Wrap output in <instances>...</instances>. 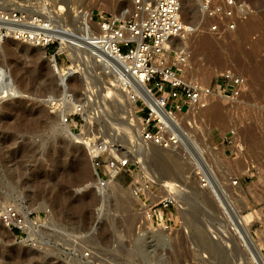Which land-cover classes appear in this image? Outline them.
Listing matches in <instances>:
<instances>
[{"label":"rangeland","instance_id":"374dc122","mask_svg":"<svg viewBox=\"0 0 264 264\" xmlns=\"http://www.w3.org/2000/svg\"><path fill=\"white\" fill-rule=\"evenodd\" d=\"M34 1H39L35 4L37 7H43L44 0ZM49 1L53 4L55 0ZM240 1L249 4V10L242 8L244 18L252 14L246 27L249 28L247 32H241L243 23H240L233 34L224 37L209 30L212 20L200 18L199 6L194 0L186 3L183 11L186 24L198 29L186 35L189 43L185 44H189L191 53L185 78L214 85L227 69L247 78V87L240 97L227 101L216 99L221 102L219 121L207 108L201 112L202 117L198 114L183 116V126L191 129L192 137L203 148L214 169L210 170L216 180L207 187L201 186L199 178V171L204 168H196L193 164L200 159L199 147H193L192 159L185 164L176 163L179 162L176 152L166 154L171 156V161L165 153V159H145L142 149L149 143L138 138L140 127L133 126L131 131L126 127L122 129L125 139L117 138L120 137L117 134L112 136L113 144L127 146L129 156L124 157H128L131 164L126 170L115 173L114 180L99 188L88 148L76 144L74 138L69 143L68 136L56 133V112H51V101L54 100L48 98L50 95L59 97L65 87L67 93L77 99L74 102L84 103L92 120L88 121L79 114L73 116L78 121L74 131L81 132L86 141L90 139L98 144L105 135L113 133L109 128L125 125V122L120 124L122 118L126 120L125 115L121 116L122 111L125 114V105H118L120 100L124 102L122 93L115 94L114 91V98L96 100L98 94L105 91L102 90L106 89L105 84L112 83L114 75L97 61L96 56L88 55V69L86 64L60 85L37 63L34 56V51L38 50L36 45L11 38L0 41L8 46L9 54L3 60L9 73L16 75L17 88H27L26 92H13L12 96L6 95L0 100V105L8 103L2 109L0 106V214L6 206L24 205L31 210V220H40L36 226L38 234L28 237L26 232L22 238L0 217V264H202V259L207 256L210 264H223L221 259L214 257L213 251V254L207 251L206 245L197 240L190 227L187 232L183 228L175 233L178 225L173 233L167 231L170 233L165 240L158 232L150 234L152 231L144 230L141 203L135 202L131 190L132 183L147 176L139 165L140 160L147 162L149 168L146 169L152 173L167 174L192 189L187 192L182 189L189 205L187 214L189 218L196 215L198 218H195L199 219L201 216V226L210 233L221 255L226 249L229 264H252L247 248L225 228L233 221V209L230 207L229 213H223L219 202L231 194L237 197L234 203L249 216L250 231L256 242H264V73L259 74L261 71L257 69L264 62V0ZM104 2L101 9L111 13L129 4L128 0ZM203 35L221 51L220 61L211 60L206 50L197 53L195 46ZM253 47L256 51L252 50ZM67 98L70 99L68 94ZM30 113L38 117L33 125H27ZM147 113L148 109L141 107L137 115L144 118ZM67 126L71 128V124ZM107 158L101 157L103 162ZM83 169L86 172L82 178L76 173ZM235 178L238 181L233 185ZM87 183L90 184L85 187ZM16 210L23 221V214ZM31 240L34 244H28ZM252 248L255 251L256 248Z\"/></svg>","mask_w":264,"mask_h":264},{"label":"built area","instance_id":"2783aa9c","mask_svg":"<svg viewBox=\"0 0 264 264\" xmlns=\"http://www.w3.org/2000/svg\"><path fill=\"white\" fill-rule=\"evenodd\" d=\"M195 1L199 6L200 18L212 20L209 30L219 37L228 36L235 30L243 16L242 8L250 9L249 4L240 0ZM128 2L127 6L115 13L97 7L87 13L78 8L70 18H53L52 22L46 13L31 14L37 7L34 0H27L26 3L16 0L5 3L0 0V36H10L45 48L59 69H73L77 49L88 51L89 56H96L97 61L110 71L128 78L129 82L125 84L132 89L129 94L135 100L136 114L141 111V107L148 109L147 116L142 118L143 140L165 148L178 146L179 133L185 121L183 116L198 114L210 105L215 95L240 97L247 87V78L227 69L220 74V81L214 85H207L200 80H187L184 72L191 52L188 46L179 45L178 40L186 33L195 31V28L185 24L182 1ZM53 5L49 0H44L43 6L55 9ZM44 31L60 32L66 39L47 37ZM87 58L88 55H85L84 59ZM84 59L76 62V70L68 78L82 69L81 62ZM107 60H110V64H106ZM132 83L146 85L148 91L156 97L158 111L138 97ZM173 113L179 115L172 117ZM77 114L70 113L64 117V122L71 124L73 131L77 128V124H73V116ZM106 146V142H101L93 156L98 187L107 185L108 180L115 175L114 172L126 170L131 164L128 157L107 151ZM103 156H108L106 162L102 161ZM199 174L202 187L216 180L210 169L204 168ZM237 181L235 178L233 185ZM131 185L134 196L140 199V209L151 223V228L173 231L180 226L177 196L179 182L156 181L146 176ZM163 190L165 194H162ZM0 217L9 229L16 230L17 235L23 238L26 231L13 205H9ZM28 244H34V241ZM260 253L264 256V244ZM261 263L264 264V260Z\"/></svg>","mask_w":264,"mask_h":264},{"label":"bare ground","instance_id":"6f19581e","mask_svg":"<svg viewBox=\"0 0 264 264\" xmlns=\"http://www.w3.org/2000/svg\"><path fill=\"white\" fill-rule=\"evenodd\" d=\"M2 1L5 2V3H10L12 0H2ZM181 1H182L183 11H184V9H185L184 6L186 5V3H189L190 0H187V2L185 0H181ZM194 2H195V4H197V2L195 0H194ZM36 3H39V1H37ZM103 4L105 5L104 0H55L54 1L55 9H49L46 6H43V7H40V8L37 7L36 10L34 12H32L31 14H35V12L36 13H46L47 16H48V19L52 20V22H53V18L59 19V20H60L61 17H63L64 19L65 18H70L71 15H73V11H76L78 8H81L82 12L90 13L92 11V9L95 8V7L101 9V7H102ZM79 15H80V13H79ZM251 15H248L245 18L243 16H241V19H239V21L237 22V27L235 28V30L238 28V25L240 23H243V28L241 27L242 28L241 32H243V33L245 31L247 32L246 29H248L249 27L248 28H246V27H247V25L250 24V22H249L248 19L251 18V17H249ZM82 16H84V14ZM253 20H255V19H253ZM247 22H249V23L247 24ZM185 24H186V19H185ZM186 25L188 26V24H186ZM256 25H258V22L256 23ZM188 28H190V27H188ZM17 29H19V27H17ZM235 30L231 34H233L235 32ZM197 31H198V29H195V31H193V32H197ZM44 32H45V36H47V37H50V36H52L53 38H57L58 37L61 40L66 39L64 37V35L61 34L60 32H48V31H44ZM188 34L189 33H186L184 35L185 37H182L181 38V39H183L184 42H181V39L178 40V44L179 45L186 46V47L189 45V44L188 45L185 44L186 42L189 41V40H186V35H188ZM7 38H11V39H14L15 40V38L10 37V36H8ZM0 39H5V37L0 36ZM219 46H221V45H219ZM195 49L197 50V53L198 54L202 50L208 51L207 54L211 58V60H219L220 61V58L222 57L221 56L222 54L220 53L221 51H218L217 48H215L214 45L210 42V39L207 36L205 37V35H203V37L202 36L200 37L199 42L195 46ZM252 50H255L256 51V48L253 47ZM77 53H78V56H77ZM74 54L76 56L74 57V60H73V62H74V66H72L73 69H71L70 67H68V69H67V67L66 68H63V69H59L58 68L59 71H60V74L62 76V82L63 83L65 81L69 80L70 79V76L68 78V75L71 74V73H73V71L76 70V62L79 61V60H81V59H84L85 55H89V52L88 51H85V50L77 49L76 50V53H74ZM198 57H199V55H198ZM222 60H223V58H222ZM83 61L85 62V61H87V59H84ZM109 61L107 60L106 61V64H110ZM84 62H81L82 68L84 66L86 67V65H85ZM262 62H263V60H262ZM88 63H89V60L86 63L87 64V68L86 69H88V67H89ZM257 67H259V66H257ZM257 69H259L261 71V73H259V74L264 73V62L262 64H260V67L257 68ZM253 70H254V68H253ZM254 71H252V72H254ZM6 72L7 71L5 70V68L0 67V85L4 87V90L2 91V96L3 97L4 96L6 97V95L8 94V88L9 87L12 88V86H13L10 83V81H9L11 79L8 77L9 78V80H8V78L6 77L7 76V73ZM111 73L114 75V77H112L113 79L111 80L112 83H110L108 86H107V84H105L106 85V89H102V90H105V91H102L101 93H99L96 100H101V99H103L105 97L106 98H114V91L117 92L115 94L122 93V98H123L124 102L122 100L118 99V101L120 100L119 103H118V105L123 106L122 105L123 103L125 105V108H124L125 114L122 113L123 112L122 111L123 108H122V110H121L122 111L121 112V116L122 115H125L126 116V120L123 119V118H122V120H120L121 121L120 124H123V122H125V125L124 124L122 125L123 128H121L122 126L121 127L114 126L112 128H109V129L112 130L113 133L112 134L110 133V134L105 135V137H103L104 139L100 140L98 144H95L96 141H94V140H90L89 139V141H86L84 139L83 135L81 134V132L73 131L71 128H69L67 126V124H69V123H65L64 122V117L67 114H70V113H79V114H81V116H83L84 118H86L88 121L89 120H92V117L90 116L89 113H86L85 104L84 103H80V102H74L75 99H73L70 96V94L67 93V91H66V89L64 87V89L62 90V93L60 94L59 97H55L54 98V97H52L50 95L49 98H48L50 100L51 99L54 100V102L51 101V104H52L51 105V108H52L51 109V112H56L55 113L56 120H55L54 127H55V130H56V133L57 134H60V135L63 134V135H66V136H68V137H70L72 139L74 138V142L76 144H82V145L86 146V148H88V151H89V154H90L91 159L93 158L95 152L97 150H99V144L101 142H106L107 143V146H106V150L107 151L109 150L110 152H113L114 154H117V155H119V156L122 157V155L123 156H129V154L126 153L127 152V149H126L127 146L121 145V144L120 145L113 144V142H112V140H113L112 136L117 134V135H120V137L117 136V138H120V139L124 138L125 139V133L122 130V129H124V127H126L128 129V131L129 130L131 131V128H134L133 126H137V127L139 126L140 128H139L138 138L139 139L141 138V140L144 143H149V146H147L146 148L144 147V149H142L143 150L142 155H143V157H145V159L147 157H158L160 159H165L166 154H169V152H171V153H175L176 152L175 155H176V157L178 159L175 156L174 157L180 162L179 163V162L176 161V163L181 164V162H184V164H185V163H187V160L192 159V154H193V149H194L193 147H199L200 149L199 148L198 149H199V153L201 155L200 156V159H196L195 162H193V164L195 165L196 168H205V169L214 170L213 167H212V165L208 162L207 155L204 152L203 148L200 147L198 145V142L196 141V139L192 137V134H191V131H190L191 129H189V128L185 127V126H182V131L179 133L180 138H179V144H178V146H174V147H170V148H165V147L159 146L157 144H154L152 142H147V141L143 140V138L141 136V131H142V128H143V125H142L143 119H142V117L138 116L135 113V100L132 99L131 96H130V94H129V92L132 89L129 88L128 86H126L127 84H125L126 82H129V80H128V78H126L121 73L114 72V71H111ZM205 75H206V72H205ZM253 75H255V72H254ZM257 76H259V75L257 74ZM207 85H211V84H207ZM132 86H133V90L137 93L138 97H140L142 100H145L151 107H153L155 109V111H158L157 106H156V97H154V94H151L148 91V89H147V87H146V85L144 83H141V85H139V86L137 84L132 83ZM110 89L113 90L112 93L110 92ZM67 94L70 97V99L71 98L73 99L72 101H69L70 99L67 98ZM216 99H220V100L221 99H224L225 101H227V100H231L232 97H229L228 95H224V94L223 95H215L214 98H213V100L211 101L210 105L207 107L208 112H211V114L214 116L215 120H218L219 121V116L218 115H219V111H220V108H221V102L220 101L219 102H216ZM7 105H8V103H5L3 105H0L1 106V109L4 108V107H6ZM54 107H55V109H54ZM205 109H203V110H205ZM207 110H205V111H207ZM202 111H200L198 113L199 117H202L201 116V112ZM175 115H179V114H177V113L174 114L173 113L171 116L173 117ZM62 117H63V119H62L63 122L60 121V119ZM35 119H38V117L32 116V114H31V118H29V120H30L29 122L30 123H28L27 125H33L35 123L34 122ZM116 119H118V118H116ZM73 121H74V123H73L74 125L77 124V121L75 119ZM215 122H217V121H215ZM49 124H51V122H49ZM111 130H110V132H111ZM128 131L126 130V132H128ZM239 134L240 133L238 132L237 137H239ZM107 136H111V137L106 138ZM114 139H115V137H114ZM57 142H59V141H57ZM178 148H180V149H178ZM238 153H240V151ZM163 154L165 155L164 157H163ZM73 155L75 156L76 153L73 154ZM166 157H169V156L167 155ZM170 157H169V160H170ZM80 158H82V157L80 156ZM175 158H172V160L175 159ZM179 158H182V161H180ZM80 161H81V159L78 158V162L79 163H81ZM145 162L146 161L140 160L139 165H140L141 169L146 173V175L149 178L155 179L156 181H164V182H169V183L175 182L174 181V177L168 176L167 174H154V173H152L151 171H149L148 169H146L148 166H146L147 165V162L146 163ZM175 167H177V165ZM179 167L180 166H178L177 168H179ZM172 168L174 169L173 166H172ZM80 169L82 170V168H80ZM93 169H94V172L93 173H94V175L96 177V180H97V178H98L97 177V169H96L94 163H93ZM77 170H79V169H77ZM81 170L79 171V173L77 172L76 174L77 175L80 174V176L81 175L84 176V174H85L86 171L84 172V169H83V171H81ZM114 174H115V172H114ZM80 176H79V178H80ZM112 179L113 180L115 179L114 176L111 177L108 180V183ZM89 184L90 183H87L85 185V187L89 186ZM183 185L184 184H179L180 189L178 190V194H177V196H178V211H179V220H180L179 222H180V226L174 232L177 233V232H179V230H181L183 228L185 229V230L184 229L183 230L186 231V230H188L187 228L190 227L192 229L193 233L195 234V235L194 234L193 235L197 238V240L200 241V243H202L203 245H206V247L208 249L207 251H209V252L213 251L214 254L212 252L211 253L214 255V257L217 260L221 259L222 262H223V264H229V262H227L228 261L227 260L228 253H227L226 249L223 250L222 255H221V253L218 252L219 249H217V247L212 242L210 233L203 228V225L201 226L202 223H201V220H199V219H201V216L199 215L200 216L199 219H197L198 217L196 215L195 216L197 218H195V216H193V215H192L193 217L189 218V215L187 214L188 213V209H189L188 208L189 205L184 200L183 194H186L187 189H189L190 187L188 188L187 185H184V186ZM167 186H170V185L167 184ZM99 188H102V187H99ZM183 188L186 190V192H185V190L182 191ZM131 190L133 191V186L132 185H131ZM190 190H192V189L190 188ZM198 190H196V191H198ZM164 192L165 191L163 190L162 194H165ZM236 199H237V197H235V196H233L231 194V195H229V196H227L225 198L220 199V201H219L220 202V211H222L223 213H229L228 211H229V208L230 207L234 211L233 221H231L229 223L230 225L228 227H225V228H227V230L229 231V234H234L235 235V237H236L235 239H237V241L240 243V245H243V246H245V248H247L248 251L246 249H244V250L247 251V253L249 254V259H250V261H251L252 264H262L261 263V260H264V256L261 255L260 248L262 247V245L264 244V242L263 243L256 242V239L254 238V236L252 235V233L250 231L249 216H247V215H245L243 213V210H242L243 208L242 209H239V207L236 206L237 204L235 205L234 201ZM134 200H135V202H137V201L140 202V199L137 198L136 196H134ZM23 206L24 205H22V206L21 205H16V208L21 211V213L23 214V217H24L23 221H21V225L23 226L24 230L27 232L28 237H32L33 235H37L38 234V230L36 229V226L39 224V221L40 220H31V218H29V213H30L31 210L29 208H25V206L24 207ZM7 207L8 206H6L3 209V211ZM215 212H216V210H215ZM141 215H142L141 224H142V227L144 228V230H147L148 233L152 231L150 234H154L153 232H158V234L161 236L162 240H165L166 239L165 237L169 236V233L170 232L168 233L165 230H155V229L151 228V226H150L151 223L149 222V220H147L145 218L143 211H142V214ZM141 224H140V227H141ZM171 232L173 233V231H171ZM224 235H225V233H223V237H224ZM218 238H220V236ZM225 242L227 243L228 240H225ZM252 247H255L256 248L255 251H254V248H252ZM218 255H220V256H218ZM207 257L202 259V264H210L209 263L210 258L209 257L207 258ZM224 261H226V263Z\"/></svg>","mask_w":264,"mask_h":264},{"label":"water","instance_id":"95a60500","mask_svg":"<svg viewBox=\"0 0 264 264\" xmlns=\"http://www.w3.org/2000/svg\"><path fill=\"white\" fill-rule=\"evenodd\" d=\"M2 39H0L1 41ZM38 50L34 51V56L36 58L37 63L44 68L47 73L60 85L62 84V76L60 74V71L56 65V63L47 55V52L45 50V48L37 46ZM9 54V50H8V46L0 44V67L5 68V70L7 71V78L9 77L11 80L10 83L13 85L12 88H8V96H12L13 92L14 93H22V91L26 92L27 88L26 87H21V88H17V85L15 83V79H16V75L9 73L8 69L6 68V65L4 63V57L7 56ZM13 75V76H12ZM12 76V77H11ZM4 90V87L0 85V100L3 98L2 96V91ZM5 97V96H4ZM66 140L69 143H72L73 140L71 138H66Z\"/></svg>","mask_w":264,"mask_h":264},{"label":"trees","instance_id":"16d2710c","mask_svg":"<svg viewBox=\"0 0 264 264\" xmlns=\"http://www.w3.org/2000/svg\"><path fill=\"white\" fill-rule=\"evenodd\" d=\"M17 232V231H16Z\"/></svg>","mask_w":264,"mask_h":264}]
</instances>
